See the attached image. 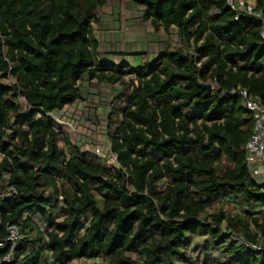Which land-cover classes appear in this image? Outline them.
I'll return each mask as SVG.
<instances>
[{
    "label": "trees",
    "instance_id": "obj_1",
    "mask_svg": "<svg viewBox=\"0 0 264 264\" xmlns=\"http://www.w3.org/2000/svg\"><path fill=\"white\" fill-rule=\"evenodd\" d=\"M111 1L0 0V196L16 191L0 198V259L13 225L7 264H264L240 242L264 238V193L246 163L253 117L230 92L264 105L262 23L227 0H128L181 46L125 63L93 31ZM125 74L107 126L113 165L50 114L83 99L86 80Z\"/></svg>",
    "mask_w": 264,
    "mask_h": 264
},
{
    "label": "rangeland",
    "instance_id": "obj_2",
    "mask_svg": "<svg viewBox=\"0 0 264 264\" xmlns=\"http://www.w3.org/2000/svg\"><path fill=\"white\" fill-rule=\"evenodd\" d=\"M95 17L97 22L93 23V31L100 43L99 50L110 51L114 58L125 54V63H129L132 53H137L142 62H147L165 44L171 48L181 46L174 30L166 35L161 26L153 27L149 20L142 18L141 8L128 0L109 2L96 11ZM123 81L122 85L109 86L98 83L95 79L86 80L82 88L83 99L65 106L63 117L60 113L50 114L54 128L61 136L69 135L73 142L82 145L85 151L113 165H116V158L110 150L107 126L108 121L113 118L110 114L111 105L120 100L116 95L128 90L131 81L128 74L123 76ZM207 84L212 87L214 85L212 82ZM60 146L63 147L61 142ZM217 208L218 206H215L209 212H215ZM225 209L231 213L238 210L233 203L225 204Z\"/></svg>",
    "mask_w": 264,
    "mask_h": 264
},
{
    "label": "built area",
    "instance_id": "obj_3",
    "mask_svg": "<svg viewBox=\"0 0 264 264\" xmlns=\"http://www.w3.org/2000/svg\"><path fill=\"white\" fill-rule=\"evenodd\" d=\"M227 4L233 9L236 15L245 13L262 23V38L264 39V18L261 12L254 9V2L248 0H227ZM237 19V17H236ZM200 66V62L196 63ZM231 93L237 92L243 99V106L253 117V131L245 144L246 163L250 167L252 176L258 178L263 185L264 193V105L250 96L246 88L232 89ZM99 152V150H98ZM99 156V155H98ZM16 191L11 187L0 198L9 197ZM8 237L6 242L9 245V252L0 259V264H7L11 261L12 252L15 249L19 231L16 226L8 225ZM246 250L254 252H264V238L258 242L240 240Z\"/></svg>",
    "mask_w": 264,
    "mask_h": 264
},
{
    "label": "water",
    "instance_id": "obj_4",
    "mask_svg": "<svg viewBox=\"0 0 264 264\" xmlns=\"http://www.w3.org/2000/svg\"><path fill=\"white\" fill-rule=\"evenodd\" d=\"M202 88H205L206 89V96L209 94V92L211 91L212 89V86L210 84H201L200 85Z\"/></svg>",
    "mask_w": 264,
    "mask_h": 264
},
{
    "label": "crops",
    "instance_id": "obj_5",
    "mask_svg": "<svg viewBox=\"0 0 264 264\" xmlns=\"http://www.w3.org/2000/svg\"><path fill=\"white\" fill-rule=\"evenodd\" d=\"M255 0H252V2H254Z\"/></svg>",
    "mask_w": 264,
    "mask_h": 264
}]
</instances>
